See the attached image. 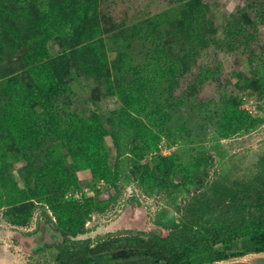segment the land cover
<instances>
[{
  "label": "rangeland",
  "instance_id": "1",
  "mask_svg": "<svg viewBox=\"0 0 264 264\" xmlns=\"http://www.w3.org/2000/svg\"><path fill=\"white\" fill-rule=\"evenodd\" d=\"M72 73L89 100L53 93ZM261 191L264 0H0V264L240 250Z\"/></svg>",
  "mask_w": 264,
  "mask_h": 264
},
{
  "label": "trees",
  "instance_id": "2",
  "mask_svg": "<svg viewBox=\"0 0 264 264\" xmlns=\"http://www.w3.org/2000/svg\"><path fill=\"white\" fill-rule=\"evenodd\" d=\"M53 93L57 96H61L64 93H76L83 95L88 100L90 99V94L81 86L78 76L74 73H72L71 77L65 80L62 85L56 87ZM93 113L98 121H100L110 133L113 135L115 134L119 140L123 132L122 126L117 121L112 123L109 122L106 114L95 107L93 108ZM169 178L173 184L180 185L185 180V172L179 168L172 169ZM260 193L261 196L256 207L264 211V191ZM248 228L249 229L246 230H235L221 238L225 244L229 245L244 243L245 246L240 250L229 251L226 248H215L214 246L217 245L218 239H215L217 235L216 230H214L208 235L212 238L209 241L210 246L206 245L207 247L205 248L198 247L188 251H179L166 258L164 257L165 253H158L149 247H120L116 248L118 249L117 251H112V249L109 256H87L83 261L74 264H158L162 259H165V264H211L212 262L229 259L230 257L242 256L248 252H264V220L260 218L259 221L251 223V226ZM191 229L192 228L188 229V226L184 224H178L170 229L167 234L159 227L151 229L149 232L158 240L161 246H165L163 244L166 242L170 243L177 233L184 231L190 232ZM193 232L194 231H191V233ZM185 235L188 234H183V236ZM243 236L244 238L241 239L240 237ZM167 250L177 249L167 246L163 252ZM196 251H200L201 253L197 255L198 252Z\"/></svg>",
  "mask_w": 264,
  "mask_h": 264
},
{
  "label": "water",
  "instance_id": "3",
  "mask_svg": "<svg viewBox=\"0 0 264 264\" xmlns=\"http://www.w3.org/2000/svg\"><path fill=\"white\" fill-rule=\"evenodd\" d=\"M118 249H113L112 251H117Z\"/></svg>",
  "mask_w": 264,
  "mask_h": 264
}]
</instances>
